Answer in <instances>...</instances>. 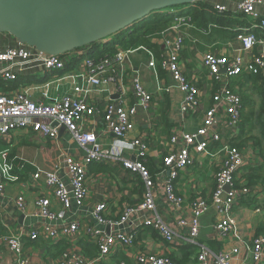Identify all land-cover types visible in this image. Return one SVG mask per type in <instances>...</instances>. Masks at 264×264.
I'll use <instances>...</instances> for the list:
<instances>
[{
    "label": "crops",
    "instance_id": "crops-1",
    "mask_svg": "<svg viewBox=\"0 0 264 264\" xmlns=\"http://www.w3.org/2000/svg\"><path fill=\"white\" fill-rule=\"evenodd\" d=\"M204 1L212 6L222 5L230 13L236 10L237 0ZM189 10H191L189 7L179 9L190 16ZM259 11L263 13L264 8ZM171 12L169 13L173 14ZM161 16L168 14L148 18L141 25L124 32L132 53L114 67L115 75L123 85L121 90L117 83L105 85V89L102 88L101 91L94 89L86 81L88 69L83 61H78L66 71L57 73L53 77L30 79L24 91L30 98L43 104H50L63 95L83 99L87 103L98 105L101 112L108 104L127 106L135 102L130 83L133 77L138 78L152 95L150 109L148 112L140 111L137 114L135 128L129 133L125 142L138 140L146 145L142 163L153 181L152 190L157 213L165 224L175 228L174 231L179 236L177 243L181 245L167 244L150 228L140 229L136 232L132 249L127 253L116 250L109 258L103 260V264H117L120 255H124L130 264H134L133 258L139 252L155 256L166 255L176 264H196L198 251L182 242V238L187 237V230L177 228L176 222L190 219V203L194 198L200 196L210 201L215 188V172L225 158L223 146L237 147L241 143L239 150L245 165L237 180L241 179L240 183L247 184L244 175L252 176L253 180L249 187L253 195L249 201L236 206L233 213L226 218L211 207L200 218L198 242L212 255L232 254L230 264H254L247 249L253 237L264 236V141L261 139L262 123L260 122L261 106L264 101L263 79L243 73L237 78L222 83L216 81L204 68L203 56L211 52L215 55L231 57L240 52V42L235 37L229 39V34L214 31L220 29L215 24H207L206 27L200 28L190 17L191 24L177 25L172 19L167 23L160 21ZM146 28H153L147 36L143 32ZM226 30L232 32L233 29ZM118 36L107 40L106 45L98 46L99 49L93 47L91 56L94 53L98 54L99 51L105 52L108 47L113 48L112 54L122 49ZM177 37L183 38L179 68L199 90L197 107L188 115H183L180 110L184 99L183 93L176 87L170 73L160 67V61L167 58L170 45ZM9 46L17 45L10 37L0 36V48ZM261 51H264V46L256 45L251 51L242 53L243 59L250 61ZM152 61L155 66H150ZM5 66V64L0 65V70ZM21 80L19 78L17 83L9 85L11 88L7 87L8 84L0 82V92L6 93L16 88L22 83ZM223 85H227L242 98L243 112L240 123L237 127L229 128L223 110L218 111L217 123L213 131L221 136V141L213 144L214 153L211 155L193 153L194 165L182 170L175 182L176 192L182 203L179 206L169 204L164 193L165 176L159 170L164 157L175 150L170 138L181 132H195L201 126L205 112L213 106L215 91ZM75 87L86 88L89 92L75 94ZM81 128L83 131L94 133L98 146L110 154L124 160L136 159V151L126 148L124 143L119 142L105 128L100 114L84 119ZM1 153L5 155L0 158V162L4 167L6 185L3 195L0 196V210L3 213L0 225L5 231V235L0 237V264H14L15 258L5 241V237L9 235H24L21 241L29 264H56L58 257H54L53 246L63 242L68 245L67 248L75 245L81 248L82 243L89 242L83 231H80L70 240L51 243L43 236L46 228L78 221L81 225L88 224L105 234H130L148 216V213L144 212L134 214L125 224L119 225H103L95 220L94 208L101 202L106 203L105 215L108 221L117 222L126 207L136 205L143 199L144 184L141 177L124 170L119 162L111 159L105 163H93L88 166L87 198L82 206L78 207L75 201L71 200V205L61 220H49L39 215L35 202L41 195L50 199L54 212H59L61 206L51 197L44 177L35 180L34 175L52 171L57 167L58 177L69 188L64 158L68 156L83 158L86 155V150L75 143L67 130L59 133L56 141L53 142L24 131H16L8 141L0 144ZM19 197L25 201L23 210L18 209L15 204ZM222 219L235 223L238 231L236 235L224 237L214 231L213 225ZM31 232H37L40 236L31 240L26 236Z\"/></svg>",
    "mask_w": 264,
    "mask_h": 264
},
{
    "label": "built area",
    "instance_id": "built-area-1",
    "mask_svg": "<svg viewBox=\"0 0 264 264\" xmlns=\"http://www.w3.org/2000/svg\"><path fill=\"white\" fill-rule=\"evenodd\" d=\"M261 8H264L263 0H237L236 10L230 14V18L242 19L246 23L244 26H237L233 29L235 39L241 44L240 52L231 57L215 55L211 52L203 56L204 68L216 81L222 83L247 73L261 77L264 88V51L259 52L250 61H245L242 56L243 52L251 51L256 45L264 46V12L259 11ZM213 9L210 12L215 16L229 13L228 9L222 5H213ZM169 12L167 14L177 25L191 24L190 16L184 12L179 10H172L173 14ZM106 44L107 41L101 42V45ZM16 45V47L0 48V65H6L0 70V82L8 84L9 88V85L17 83L19 78L22 79V83L16 88L8 90L6 93L0 92V144L8 141L16 131H24L53 142L56 141L59 130L64 128L70 133L75 143L81 149L86 150V155L83 158L73 156L64 158L65 169L69 177V188L58 177L57 167L52 171L34 175L35 180L44 177L51 197L61 206L59 212H54L50 199L41 195L35 202L39 215L49 220H61L65 211L70 207L71 200H74L78 207L82 206L87 198L88 166L93 163H105L108 159L117 161L124 170L139 175L144 184L142 201L126 207L117 222L108 221L106 218V203L101 202L94 208L95 220L103 225L125 224L134 214L148 213V216L139 224L140 226L130 234H105L88 224L81 225L78 221L59 227L46 228L43 236L48 238L51 243L58 240H70L83 231L87 236V241L96 247L97 252L94 257L84 256L81 248L77 245L68 247L58 257L56 264H103V260L109 258L116 250L127 253L129 249H132L136 232L146 228L154 230L157 236L169 245H181L177 243L179 236L174 231L175 228L165 224L157 213L152 190L153 181L142 163L146 145L138 140L125 142L129 133L135 128L137 114L140 111L148 112L152 103V95L138 78L133 77L130 82L135 99L132 105L108 104L103 112L96 104L87 103L83 99L72 98L68 95H63L50 104H43L30 98L24 91L25 85L30 79L36 80L34 77L36 73H40L43 77H53L57 73L66 71L68 67L78 61H83L88 69L86 81L94 89L101 91L102 88L105 89V85L117 83L121 90L123 85L119 83L114 67L120 64L125 56L132 53L131 48L120 49L111 54L112 56L105 52L102 56L94 58L91 56L93 46L61 57L43 55L34 49L20 46L17 43ZM182 48L183 38L177 37L170 45L167 58L160 61V67L170 73L176 87L183 93L184 99L180 110L183 115H188L194 112L197 107L199 90L179 68ZM150 66H155L153 61ZM88 92L89 90L86 88H74L75 94ZM219 110H223L226 125L229 128L239 125L243 112L242 98L227 85L217 88L213 96V106L205 112L201 126L195 132H181L171 136L170 143L175 147V150L164 157L159 170L165 176L164 193L167 203L175 206L181 205L182 199L177 195L175 182L182 170L194 165L193 153L211 155L214 153L213 144L221 141V136L213 131ZM99 114L105 128L119 142L124 143L126 148L136 151L137 155L134 161L124 160L110 154L98 146L94 133L82 130L81 123L84 119ZM87 147L90 149L88 150ZM223 150L225 158L215 172V188L210 201L202 199L200 196L194 198L190 203V219H181L176 222L177 228L187 230V237H183L182 242L197 248L196 264H230L232 254L212 255L206 247L199 244L200 218L211 207H214L217 213L223 214L226 218L233 213L236 206L249 201L253 195L251 188L245 182L240 183L241 179L237 180L245 165L240 150L229 146H223ZM3 154H0V158L5 156ZM3 170L4 167L0 162V196L3 195L6 185ZM15 204L20 210L25 208V201L22 197H19ZM2 219L3 213L0 210V221ZM224 219L213 225L214 231L224 237L236 235L238 231L235 223ZM22 236L24 235L5 237L9 250L15 258L14 264H29L23 250ZM26 236L35 240L40 234L31 232ZM247 250L254 264H264V236L253 237ZM133 262L134 264H176L166 255L155 256L144 252L137 253Z\"/></svg>",
    "mask_w": 264,
    "mask_h": 264
},
{
    "label": "water",
    "instance_id": "water-1",
    "mask_svg": "<svg viewBox=\"0 0 264 264\" xmlns=\"http://www.w3.org/2000/svg\"><path fill=\"white\" fill-rule=\"evenodd\" d=\"M198 1L0 0V34L40 54L63 57L101 46V42L141 25L152 14L186 8Z\"/></svg>",
    "mask_w": 264,
    "mask_h": 264
},
{
    "label": "trees",
    "instance_id": "trees-1",
    "mask_svg": "<svg viewBox=\"0 0 264 264\" xmlns=\"http://www.w3.org/2000/svg\"><path fill=\"white\" fill-rule=\"evenodd\" d=\"M182 8H184V7H182ZM189 8H191V10H189L190 17L192 18V22L195 23L196 26L202 28V27H206L207 24H215L216 26H219L220 29H217L214 31L221 33V34H225V33L229 34L228 35L229 39L232 37H235V32L233 30H231L232 32L227 31L226 30L227 28L235 29V27H237V26L246 25L245 21L242 19H235V20L231 19L230 18V14H231L230 12L225 14V15H219V16L212 15V13L210 11L214 10L213 6L211 4H209L208 2H205L204 0L196 2L195 4L189 6ZM174 10H176V9H174ZM163 14H166V13H163ZM155 16H158V15L152 14L148 18H153ZM161 17L162 18L160 19V21H163L166 23L169 22V20L171 19L169 17V15L168 16H161ZM152 30H153V28H148V29L146 28L143 32L147 36L148 33ZM118 35L121 37H125L126 34L123 31V32L117 34V36ZM94 47L98 48V45H94ZM112 50H113L112 47H108V49H106L105 52L110 53V55H111L112 54L111 52H113ZM105 52H103V53H105ZM103 53H102V51H99L98 54L94 53L92 57H94V56H95L94 58L100 57L103 55ZM254 77H258V76H254ZM263 91H264V88H263ZM262 95L264 98V94H262ZM260 120H261L260 122L262 123L261 139L264 141V101H263L262 106H261ZM241 146H242V143L239 144L237 147L236 146L235 147L239 149ZM232 147H233V145H232ZM101 171H106V170L101 169ZM244 177L247 180V186H249L251 180H253V177L252 176L247 177L246 175H244ZM4 233H5V231H4L3 227L0 225V237H3L5 235ZM67 246L68 245L66 243H63V242L53 246L52 250L55 252L54 257H59L67 249ZM81 246H82L81 247L82 253L84 256L94 257L96 255V252H97L96 247L92 243L91 244L82 243ZM190 247L197 249L196 247H193V246H190ZM117 264H130V262L128 261V259L124 255H120Z\"/></svg>",
    "mask_w": 264,
    "mask_h": 264
},
{
    "label": "rangeland",
    "instance_id": "rangeland-1",
    "mask_svg": "<svg viewBox=\"0 0 264 264\" xmlns=\"http://www.w3.org/2000/svg\"><path fill=\"white\" fill-rule=\"evenodd\" d=\"M182 7H177V8H173V9H169V10H166V11H172V10H174V9H176V10H179V9H181ZM1 36H3V35H1ZM5 37H10L9 35H4ZM119 37V39H120V46L122 47V49H127V48H129V40H128V38H124V39H122V37H120V36H118ZM11 38V37H10ZM12 39V38H11ZM34 77L36 78V79H38V80H40V79H45L40 73H36L35 75H34Z\"/></svg>",
    "mask_w": 264,
    "mask_h": 264
}]
</instances>
